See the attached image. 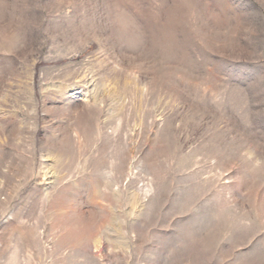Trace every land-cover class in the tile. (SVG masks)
<instances>
[{"label": "rangeland", "instance_id": "374dc122", "mask_svg": "<svg viewBox=\"0 0 264 264\" xmlns=\"http://www.w3.org/2000/svg\"><path fill=\"white\" fill-rule=\"evenodd\" d=\"M0 264H264V0H0Z\"/></svg>", "mask_w": 264, "mask_h": 264}, {"label": "bare ground", "instance_id": "6f19581e", "mask_svg": "<svg viewBox=\"0 0 264 264\" xmlns=\"http://www.w3.org/2000/svg\"><path fill=\"white\" fill-rule=\"evenodd\" d=\"M76 89H68L67 87H61L60 88V94H61V97H67V98H70V97H75L77 96V94H81V96L83 98H86V95L85 93H80L79 91H75ZM87 101V100H86Z\"/></svg>", "mask_w": 264, "mask_h": 264}]
</instances>
